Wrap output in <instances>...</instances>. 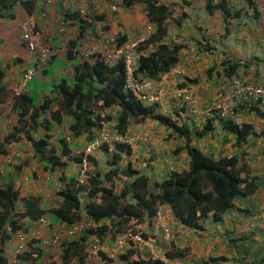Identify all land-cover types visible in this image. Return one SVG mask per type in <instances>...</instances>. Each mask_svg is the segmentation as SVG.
Segmentation results:
<instances>
[{
	"label": "trees",
	"instance_id": "1",
	"mask_svg": "<svg viewBox=\"0 0 264 264\" xmlns=\"http://www.w3.org/2000/svg\"><path fill=\"white\" fill-rule=\"evenodd\" d=\"M16 1L0 0V19ZM21 2L28 12L31 11L34 0ZM260 3L264 6V0H260ZM110 4L129 10L128 12H131L133 6L141 8L146 15L147 23L154 27L153 32L136 48L138 59L133 77L137 81L158 80L179 64L180 53L187 44L184 41L169 42L168 21L174 19L175 25L178 26L187 21L188 15L183 10L185 5L206 12L211 18V23L216 18L222 21L219 25L222 27L220 34L215 36L208 34L213 30V26L209 28V25L200 24V16L188 22L187 29L194 31L191 39L205 53L215 49L212 42L217 39L233 44L237 42L238 47L243 45V40H237L234 32L236 34L240 31L245 32L246 28L250 27L245 19L251 22L258 21L260 24L262 15L256 2L250 0L245 6L236 7H232L227 0H180L178 5L170 4L166 0H121L119 4L114 1ZM176 7L183 11H175ZM68 11L65 13V19L72 20L78 26L79 38L93 21L100 22L104 19V15L98 14V11L97 18L94 19L88 13L85 18H81L78 12ZM247 38L249 37L246 36L245 39ZM116 39L117 47L128 42L126 36L117 35ZM76 42L75 40L70 44L65 56L66 61L72 64L71 76L61 77L50 85L47 91L33 94L34 92L26 89L24 93L13 98L12 109L16 113V122L7 135L0 139V156H7L12 148L22 146V142H25L30 145L32 156L39 159L42 164V171L52 175L57 169L66 168L68 163L77 165L81 163L82 156L72 155V152L79 148L77 143H73L74 138L82 134L91 136L94 130H100L102 124L106 123L107 128L112 127L114 135L126 139L133 124L139 125L150 120L169 132L166 140L182 142L172 154L178 156L184 152L188 159V167L173 170L161 181L151 182L149 177L135 168L130 161L125 166H120L123 155L127 157L132 155V148L126 142L112 141L111 144H103L99 149L108 156L107 170L103 172L95 170L92 173L87 171V185L79 188L75 187L74 177L67 178L64 173L59 174L56 178L62 187L54 195L56 205L46 209L41 204L43 195L24 192L28 184L31 185L32 192L34 185L31 180L34 178V181H37L39 177L24 170V164H13L17 159L14 157L0 183V264H11L5 257V247L13 235L17 232H27L39 221H43L44 229L48 231L58 225L69 228L82 220L95 226L85 228L81 235L70 241L62 242L58 249L60 251L58 262L50 252L38 244L37 240L28 243L30 253L25 252L18 256L21 262L72 264L75 261L83 264L86 262V249L90 237L95 236L102 240L107 236L111 244L118 236L130 229L133 230L135 224H141L146 220L151 224L161 207H167L174 220L183 228L205 233L204 225L209 221L214 225L223 226L226 237L231 236L234 228L232 223L231 227H226V219L235 214L250 217L264 213L259 200L256 204L251 201L254 195L264 189V174L257 175L253 171L254 169L245 162L247 152H243L251 140L257 138L264 140V123L256 126V123L250 120L256 117L264 121V106L260 103H255L249 109L237 106L226 116L220 111L213 110L210 117L199 124L190 118L189 107L184 104L175 107L170 101L172 104L170 111L163 113L158 104H143L125 88L126 69L122 59L113 65H106L98 55L86 59L79 55ZM258 45H260L259 49L256 48L258 52L252 53L253 57L250 59L246 57L244 61L238 60L237 55L230 50L229 55L222 54L219 66L221 76L226 82L232 76L242 78L250 70L253 60L260 61L256 54L263 52L264 56V46L261 43ZM238 47L234 46L233 50ZM50 61L51 58L49 63ZM45 68L39 73L48 75ZM211 71L212 68L207 71L209 77ZM4 77L5 67L0 64V102H6L10 95L6 93V87L2 83ZM178 81L179 88L189 87L187 83L198 84L197 79L188 77ZM205 101L207 100L204 99ZM109 110L115 113L112 115ZM238 113L241 115V121L233 118ZM62 125L70 132L73 138L71 142H67L60 131L54 135V130ZM217 130L224 133V143L233 140L234 153L217 155L213 151H204L194 144V140L200 141L209 135L211 137ZM52 138L55 143L51 142ZM93 155L88 156L87 160L96 167L97 162ZM31 173L33 174L29 176ZM25 176L27 181L24 179ZM104 183H109V186H104ZM50 185L51 182L45 185V190ZM243 201L247 204L241 208L239 205ZM229 211L231 214L229 213L225 219ZM140 235L150 242L158 239L145 232H141ZM237 240L240 239H233L231 243H236ZM184 252L185 250L172 246L164 258L173 261L185 257ZM96 255L102 264H112L115 261L106 258L103 252H97ZM97 257L94 259L97 260ZM117 259L121 264H164V260L146 256L132 245L118 255ZM226 261L223 256L209 257L201 264ZM257 264H264V257L260 258Z\"/></svg>",
	"mask_w": 264,
	"mask_h": 264
},
{
	"label": "rangeland",
	"instance_id": "2",
	"mask_svg": "<svg viewBox=\"0 0 264 264\" xmlns=\"http://www.w3.org/2000/svg\"><path fill=\"white\" fill-rule=\"evenodd\" d=\"M112 1L118 4L121 2V0ZM166 1L173 5H178L180 2V0ZM174 1L175 3H173ZM183 10L188 15V17L186 18L187 21L182 22L181 26L175 25L174 19L168 21L169 42L181 43L182 41H184L185 44H187V47L181 51L180 57L185 59L186 57H192L189 63H185L187 65L182 62V65H184L182 68V73H185L186 75H184L183 77H179V73L177 79H179L180 81H182L184 77L197 79L198 84H187L190 85L189 87L195 93L197 92L200 96H203V99L207 100L214 92L223 90L227 84L226 80L221 76V67L219 66L222 60L223 53L229 55L228 51L230 50L234 53V55H237L238 60L244 61L246 57L248 59L252 58V53L258 52L257 49H259L260 47V45L258 44L261 43V45L264 46V6H262L261 10L262 15L260 24L258 21L251 22L249 19H245L246 23L249 24L248 26H250L248 28L252 29L249 30L248 28H246L245 32L240 31L238 34L234 32L237 36V40H243V45H239L238 47L237 42L233 44L230 41H220L219 39H217V37H215L217 40H215V42H212V44L214 43L215 45V49L210 53L202 52V49H199L194 44L193 40L191 39L194 36V31H192L193 29H191V31L187 29L188 22L200 16V24H202V26L209 25V28L213 26V30L211 32L209 31L208 34L215 36L216 34H220L219 32L221 31L222 27L219 25L222 21L218 20L214 16L216 20L214 19V22L211 23V18L206 12H204L203 10H198V8H194L192 6L185 5V8H183ZM183 10L176 7V11ZM117 11L119 10L116 7V11L112 13H117ZM139 13L140 15L144 14V17H146L142 9H140ZM179 13L180 12H178V14ZM129 14L131 15V12ZM131 17L135 18V13L133 16L131 15ZM145 23L147 24V22ZM142 29L143 28H141L138 33L134 37H132L131 41L136 40L139 37ZM98 34L99 30L97 29V35ZM246 36H248L249 38L245 39ZM253 37H256L257 39L255 40L253 39ZM234 46L238 48L233 50ZM262 55L263 52L262 54L260 52L256 54V56L260 58V61H257L256 59L252 61L250 70L248 71V73H246L245 76H242L244 80H254L256 78L264 76V56ZM0 59V61L4 62V64L6 63L3 56L0 57ZM61 59L62 57L59 56L58 59L52 61L49 64V75H42L38 72L35 73L32 79L27 83L26 89L34 92L33 94H38L43 90L47 91L50 85L56 83L59 80L58 76L63 75V72H61L60 74L56 72L59 69L65 68L64 64L60 62ZM211 68L212 71L209 77L207 71ZM56 75H58V80L55 79ZM169 81L171 82L170 84H173L172 79L169 78ZM170 103V101H167V103L164 104L163 108L160 109V111H163L165 109L166 112H169L170 107H172V104ZM110 112L112 115L115 113L113 110H111ZM163 113H165V111H163ZM250 120L255 122L256 126L258 124L264 123V121L259 120L256 117H253V119L250 118ZM111 128L112 127H108L110 132H112ZM57 131H60L61 133H63V135H70V132L67 131L65 125L56 128L53 132L54 135L57 133ZM168 133L169 132L164 127L160 126L154 121L147 120L143 124H133L131 133H127V138H122L120 140L122 142L130 144L132 148V155L129 157L123 155L120 166L123 167L127 164V162L130 161L134 164L135 168H138L142 171V173L148 176L151 182L161 181L173 170H180L182 168L187 169L188 159L186 157V154L184 152L180 153L178 156L172 154V152L176 148L182 145V142L180 140H166V136L168 135ZM223 134L224 133L222 131L219 132L217 130L211 137L209 135L200 141L194 140V144L204 151H213L217 155H229L234 153L235 149L232 147L233 140L231 139L230 142L224 143ZM88 138L89 135L87 134H82L81 136L74 138L73 143H77L79 145V148L77 150L82 149ZM51 142L55 143L54 138H52ZM25 144V142H22V146L19 145L17 148H12L17 152V155L14 156L17 159L13 161L15 162L13 164H24V170L28 172H30V168L34 169L33 173L36 174L39 179L37 181H34V178L31 180L33 182V185L35 186V189L32 190L31 193L39 194L41 196L43 195L41 198V204L44 208L47 209L51 205H56V200L54 199V195L57 192L55 191V183L59 181L57 179L59 174L64 173L67 178L74 177L79 171L80 166L77 164L68 163V166L66 168L57 169L52 175L49 173H45L42 171L43 168L42 164L38 161L39 159H36L32 156L30 145ZM243 152H247L245 162H247L249 166L254 169L253 171L256 172L257 175L258 173L264 174V140L260 138L251 140L249 144L244 148ZM93 156L97 162V166L94 167L93 164L88 162L87 171H89V173H92L95 170H100L101 172L106 171L108 168L106 166V160L108 159V156L103 153L102 150H98ZM2 163L3 161L1 160L0 164ZM8 169L9 166L6 165L5 175L8 172ZM33 173H31L29 176H31ZM50 182L51 185L45 190L44 186L49 184ZM104 186H109V183H104ZM39 189H41V191H38ZM46 192H48L47 197L45 196ZM263 194L264 189H261L258 194L253 196L251 201L255 204L258 203V200L259 202H262L264 198ZM237 204H239V202H237ZM245 204H247L246 201H243L239 206L243 208ZM158 213L161 216L160 225L162 224L163 227L158 224V229H156L155 218V221H152L151 224L148 223L147 220L141 224H135L133 226L134 231L130 229V231L128 232L134 234H141V232H145L149 236H151L150 234H152L156 238H158L157 240L151 241L152 248L149 250L150 254L145 253V255L160 258L164 260V264H201V262L207 260L209 257L220 256L225 257L227 261L219 262L217 264H257L260 261V258L264 257V213H259L250 217H245L241 214H235L232 217L228 218V216L231 214V211H229L225 216V219L226 217L228 218V220L226 219L225 221V225L226 227H231V223L234 224V228L231 231L230 237H226L225 231L222 228L223 226L221 225H214L211 222L206 221L204 225L206 231L205 233H201L180 226L174 220L173 215L167 207H161ZM51 230L53 229H50V231ZM165 230L168 234L167 238H164ZM50 231L43 228L44 234H49ZM230 239L240 240H237L238 242L236 241V243L232 244ZM108 246H110V243L108 237L106 236L105 238H103V249L100 252H104V248H107ZM172 246H175L176 248H179L181 250H185V257L178 258L173 261L165 260V253L168 252ZM247 252L248 254H246ZM59 255L60 251H58L57 249L54 250L53 258L55 260ZM90 256V258H96V252H93ZM25 264H30V262H25ZM113 264L121 263L116 258Z\"/></svg>",
	"mask_w": 264,
	"mask_h": 264
},
{
	"label": "built area",
	"instance_id": "3",
	"mask_svg": "<svg viewBox=\"0 0 264 264\" xmlns=\"http://www.w3.org/2000/svg\"><path fill=\"white\" fill-rule=\"evenodd\" d=\"M50 2L51 0H43ZM98 1V0H97ZM217 1V0H214ZM232 7L237 5L245 6L248 0H227ZM256 2L259 10H262V4L260 0H250ZM77 7L75 12L81 18H85L86 14H89V10L97 9L98 13H101V6L99 3L96 5V0H76ZM116 5L110 4L109 11L115 12ZM68 10V9H67ZM153 25L150 23L145 24L139 37L136 40L128 41L123 45L117 47L116 36L112 34H98L93 35V39L86 37V33L82 35L83 43L77 49L80 56L90 59L92 56H100L102 61L106 65H113L118 60L124 61L126 69V84L125 88L128 89L136 100L141 101L143 104L153 105L158 104L159 109H162L167 101H171L175 107H180L182 104L189 107L190 118H192L196 124L204 122L210 117L213 110L220 111L222 115L226 116L232 113V109L235 107H244L249 109L255 103H260L264 106V76L256 78L254 80H244L237 76H232L223 90L214 92L208 99L205 105L204 99L197 92L195 93L190 87L179 88L180 82L178 81L179 72L172 70L169 73L163 75L158 80H142L137 81L133 77V71L135 70V63L138 59L137 46L140 42L144 41L152 32ZM65 28L61 24L59 30L63 33ZM49 33L41 28H38L36 22L32 18H28L21 23L20 26V40L25 49L34 57L31 68L24 71L21 75L20 81L11 91L7 100L8 104H13V98L19 96L26 91L27 83L32 79L35 73L41 72L49 63L51 55L55 53V49L49 44ZM70 41L65 38L59 48V50L66 56L67 51L70 48ZM169 78L172 79L173 84H170ZM209 101V103H208ZM206 106V107H205ZM163 111L166 112L164 109ZM161 111V112H163ZM236 121H241V115L235 114L233 117ZM67 142L73 140L69 134L64 135ZM36 137V136H35ZM121 138L114 135L107 128L106 123L102 124L100 130H94L92 135L89 136L82 149L72 152L74 156H82V161L79 164L80 169L74 176L75 187L79 188L87 185L86 172L88 164V156H92L103 144H111L112 141H120ZM17 155L16 150L12 149L7 156H1L0 161V183L1 177L5 175V166L12 164L14 156ZM30 172H34L33 168L29 169ZM27 181V176H25ZM55 191L62 187V184L58 181L55 183ZM48 196V192L45 193ZM264 195V194H263ZM262 209L264 210V198L262 200ZM161 216L157 213L156 216V229L158 224L160 225ZM95 224L82 220L80 223L75 224L72 227H66L64 225H58L49 234H44L43 221H39L35 224V227L29 229L27 232H17L13 235L11 241L7 242L5 247V257L11 264H21L23 262L18 260V256L25 252L30 253L31 250L28 247V243L31 240H37L38 244L46 251L50 252V255H54V250H58L62 242L70 241L81 235L83 230L88 227H94ZM163 227V225H160ZM159 226V227H160ZM165 237L168 234L165 230ZM8 245V246H7ZM132 247L136 248L140 253H149L152 248V243L144 239L138 233L127 232L118 236L116 240L110 244L107 248H104V254L106 258L115 260L118 255L122 254L125 249ZM103 249V239L98 240L95 236L90 237L88 240V247L86 249L87 258L91 257L93 252H100ZM59 251V250H58ZM59 257V256H58ZM156 259V257H153ZM56 262L59 258H56ZM31 264V263H30ZM98 264H102L98 261ZM113 264V263H112Z\"/></svg>",
	"mask_w": 264,
	"mask_h": 264
},
{
	"label": "crops",
	"instance_id": "4",
	"mask_svg": "<svg viewBox=\"0 0 264 264\" xmlns=\"http://www.w3.org/2000/svg\"><path fill=\"white\" fill-rule=\"evenodd\" d=\"M109 2L111 3L112 0H98V3L102 6L101 13L98 14H103L104 19L100 22L93 21L85 32L86 37L93 39L92 36L94 34L97 35L98 29L100 34L119 35L121 37L126 36L127 41H131L132 37H134L146 24L147 18L144 17V14L140 15L139 12L141 8L134 6L131 9V15L133 16L135 13V18L131 17L129 14L130 12H128L129 10H124L122 7L118 8L119 11H117V13H112L108 9L110 5ZM76 7V0H51L50 2L34 0V5L31 11L28 12L21 0H17L15 4L4 13L3 18L0 19V57L3 56L6 63L4 64V62L0 61V64L5 67V77L2 83L6 87L5 91L7 94H10V91L18 85L22 73L31 68L34 61V57L25 49L20 40L21 23L28 18L34 19L37 27L47 31L50 35L48 40L49 44L55 49V53L51 55L50 63L58 59L59 56L62 57L60 62L64 64L65 68L59 69L56 72L58 74L63 72V75H56L55 79H57V76L59 79L61 77L71 76L72 64L66 61L65 55L62 54L59 48L65 38L69 39L70 44L76 40L78 48L83 43V38H79L78 36V26L72 20L65 19V13L69 12L68 10L75 11ZM89 14L93 19L95 17L97 18V9L93 11L89 10ZM61 24L65 28L63 33L59 31L61 29ZM179 58V64L173 70L179 72L180 77H183L186 74L182 73V68L184 66L182 62H184V64L187 62L189 63L192 57H186L185 59L179 56ZM50 63H48L45 68V70L48 71V75L50 73L48 67ZM7 100L6 102H0V139L7 135L12 125L16 122V113L12 109L13 104L7 105ZM30 186L28 184L24 192L31 194ZM34 189L35 186L33 187V190ZM21 264H25V262ZM72 264L78 263L74 261ZM83 264H97V260L89 258Z\"/></svg>",
	"mask_w": 264,
	"mask_h": 264
}]
</instances>
